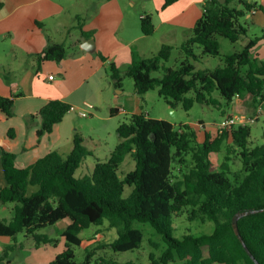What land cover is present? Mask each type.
<instances>
[{"label": "trees", "instance_id": "trees-1", "mask_svg": "<svg viewBox=\"0 0 264 264\" xmlns=\"http://www.w3.org/2000/svg\"><path fill=\"white\" fill-rule=\"evenodd\" d=\"M176 1L164 0L162 9ZM235 1L220 4L204 0L202 16L180 46L183 59L176 68L164 66L173 51L170 45H161L157 54L149 58L132 54L124 75L132 79L135 93L141 96L157 87L158 96L171 108L181 104L185 111L194 104L215 105L210 99L214 91L227 103L244 93L253 102H264V60L258 61L252 54L258 38L250 39L241 51L226 55L221 67L196 70L192 63L206 56L218 57V37L232 43L245 37L247 28L241 18L254 12L264 15V7L257 2L237 0L234 6ZM76 20L80 36L89 38L90 33L81 30V19ZM139 22L142 35H153L155 27L150 15ZM196 48L201 50L199 54ZM65 56L64 44L48 43L38 61L60 62ZM108 67L114 88H121L122 72L113 63ZM158 71L162 75L156 78L153 74ZM188 93L193 97L187 98ZM16 97L0 96V113L6 118L13 115ZM71 110L72 106L62 101L46 103L37 114L41 120L38 138L51 133ZM114 112L110 110L112 117ZM116 132L119 143L106 161L95 163L87 178L75 177L82 161L92 155L77 133L68 154L50 152L25 168L16 167L14 154L0 149L6 182L0 188V203L13 205L11 221L0 222V235L14 237L23 233L32 238L36 248L53 245L55 224L68 220L60 234L64 250L49 264H91L93 253L87 250L82 262L75 261L73 247L81 245L79 234L83 230L101 226L106 220L116 228L110 250L128 252L142 243V232L134 228L135 223H141L148 224L165 245L158 258L149 255L150 264H255L232 226L235 215L250 212L238 219L237 230L255 261L264 264V142L249 146V126L232 128L215 138L205 133L198 142L188 124L176 129L168 121L140 113L120 122ZM229 139L226 152L234 151L239 158V173L232 172L229 157L217 169L211 163L210 156L220 153ZM128 154L135 167L119 178L118 167ZM126 186L132 189L122 198ZM183 212L188 221L212 223L211 232L173 236V219ZM103 264L133 263L103 260Z\"/></svg>", "mask_w": 264, "mask_h": 264}, {"label": "crops", "instance_id": "crops-1", "mask_svg": "<svg viewBox=\"0 0 264 264\" xmlns=\"http://www.w3.org/2000/svg\"><path fill=\"white\" fill-rule=\"evenodd\" d=\"M86 1L0 0V96L8 98L17 95L12 117L6 118L0 113V149L14 154L18 168L31 166L50 152L66 155L72 149L74 134H78L80 127L72 121L70 114L55 125L51 133L38 138L41 120L37 114L46 103L52 100L65 102L72 106L71 112L83 107L91 110L99 108L98 94L103 92L99 74L107 65L113 63L125 72L132 54L144 57L153 45L147 39L159 31L164 40H169L168 44H172L179 33L184 35L185 41L202 16L204 4V0H177L162 9L164 0H153L155 11L142 8L144 11L140 13L135 9L133 0H99L87 15ZM236 1L234 6H237ZM258 13L261 12L245 17L254 18ZM145 15L151 16L155 27L149 37L140 31L139 21ZM77 17L81 19V30L90 33L89 38L80 36L76 28ZM88 40H92L93 45L85 50ZM68 42L73 53L68 55L66 52L60 62L38 61L39 54L48 43L64 44L66 47ZM261 45L259 40L252 50L258 61L264 60V46ZM49 76H52L51 80ZM116 93L123 94L124 90L119 88ZM140 101L135 99L134 109L128 110L124 102L114 98L103 108L108 110L109 118H112L111 109L115 114H140ZM89 114L93 116L91 121L104 119L94 115V112L89 111ZM5 185L0 161V188ZM12 209V204L0 203V222L11 221ZM59 222L55 224V229L61 234L69 221L64 222L62 227H58ZM20 237L26 241L32 239L23 233L14 237L0 235V264H44L48 257L42 259L45 255L40 247L47 249L51 244L31 248L30 245L24 246ZM91 243L88 241L85 246ZM25 254L30 255L27 261L23 260Z\"/></svg>", "mask_w": 264, "mask_h": 264}, {"label": "rangeland", "instance_id": "rangeland-1", "mask_svg": "<svg viewBox=\"0 0 264 264\" xmlns=\"http://www.w3.org/2000/svg\"><path fill=\"white\" fill-rule=\"evenodd\" d=\"M99 0H88L86 5L88 15L92 10L93 6L98 3ZM135 2V9L143 13L142 8L150 9V11H155V5H153V0H133ZM256 1L264 7V0H251ZM83 4H86L85 2ZM83 6V5H82ZM154 9V10H153ZM153 13V12H152ZM240 22L247 28V35L242 37L235 43L229 40L218 37V42L220 45V55L218 57L206 56L201 62H192L196 70L209 69L213 70L216 67L223 66V58L226 55L241 51V49L246 45L250 39L258 38L261 40V46H264V15L258 13L254 18L243 17ZM140 25V22H139ZM148 42H152L151 50L146 52L145 56L142 58H149L157 54L160 44L165 43V45H171L173 51L170 59L164 63L165 67L176 68L179 62L183 59L180 46L184 41V35L179 33L177 38L172 44H168L164 40L162 32L159 31L154 35V37L148 38ZM166 41V42H163ZM66 52L71 55L72 47L69 42L66 45ZM201 50L195 49V53L199 54ZM256 55L253 54V58ZM162 75V71H158L153 74L154 77L159 78ZM99 83L103 92L98 94L99 101L97 105L99 108L91 110L85 107L81 110H76L75 112H69L80 127L78 134L83 139V147L92 153V155L87 156L81 163L80 167L75 172L76 178H87L90 177L93 167L97 161H106L110 153L119 143L120 139L116 132L117 127L120 122L128 121L131 114H115L112 118H109V112L103 107L105 104L114 98H118L121 102H124L128 110H133L135 99L140 101L141 111L143 114L147 115L152 119L165 120L170 122L174 128H178L180 124H188L197 134L198 142H201L205 133H208L212 138L218 136L216 130V124H218L222 119L233 117L237 118L238 122L244 121L249 117L257 116V120L253 124L246 126L250 127V136L248 143L250 147L259 146L264 142V102H253L252 97L244 93L239 97H235L232 102L227 103L218 93L214 91L210 94V99L214 100L215 105H199L194 104L189 111H185L181 104H178L175 108H171L162 98L158 96L156 87L154 90L149 91L141 96L137 95L134 91L133 81L130 77L124 75L122 71L121 88L124 90L123 94H117L113 87V82L110 78L109 67L107 65L106 69L101 71L99 74ZM187 98L193 97V93H188ZM234 101V102H233ZM90 113L94 112L97 117L104 119H95L91 121L93 116ZM259 112V113H258ZM85 116H82V115ZM202 122V124H200ZM241 123L234 125L230 129L226 130L230 132L232 128L240 126ZM231 140H227L223 143L220 153H213L210 156L211 163L214 169H217L219 165L225 160V157H229L228 162L231 166L232 172L239 173L240 161L234 151L231 154L226 152L227 146L230 144ZM135 167V162L131 154L125 155L122 163L118 167V176L123 178V176L132 171ZM131 187H125L122 194V198H126L131 191ZM34 190L30 189V192ZM68 220L59 222L58 227H62ZM134 228L139 229L143 234L142 243L139 248L128 252H113L108 247L109 244L116 237V228L110 227L108 221H104L101 226H91L88 229L83 230L79 237L82 239V244L80 246L73 247L75 261L82 262L85 258L86 250L90 251L92 254L91 264H103V260H110L117 263H125L131 261L133 264H150L149 255L152 254L154 258H158L164 249V243L161 237L157 235L153 229L148 224L135 223ZM212 230V223L209 221L203 224L198 221H188L186 219V212H183L179 217L173 219V236L181 237L186 234H201L210 233ZM97 235V236H95ZM52 237L56 240L53 245L44 249L40 247L43 258L48 257L44 264H49L52 262L57 255H59L64 249V239L60 234L54 233ZM23 241L24 246L30 245L31 248L34 246V241L30 239ZM88 241L92 243L85 246ZM29 249V248H27ZM45 250V251H44ZM35 251H32V253ZM29 254L23 256V260L27 261ZM41 259V263H42ZM23 262V261H21ZM26 263V262H25Z\"/></svg>", "mask_w": 264, "mask_h": 264}, {"label": "built area", "instance_id": "built-area-1", "mask_svg": "<svg viewBox=\"0 0 264 264\" xmlns=\"http://www.w3.org/2000/svg\"><path fill=\"white\" fill-rule=\"evenodd\" d=\"M51 79H52V76H49V80ZM82 116H84V114ZM256 120H257V116L249 117L246 120L241 121V122H238L237 118L228 117V118L222 119L218 124H216V130L218 133H222L230 129L234 125H237L238 123H241L240 126H246V125L255 123Z\"/></svg>", "mask_w": 264, "mask_h": 264}, {"label": "water", "instance_id": "water-1", "mask_svg": "<svg viewBox=\"0 0 264 264\" xmlns=\"http://www.w3.org/2000/svg\"><path fill=\"white\" fill-rule=\"evenodd\" d=\"M220 4H223L224 2H225V0H217ZM93 45V41L92 40H88L87 42H86V46H85V50H88L89 49V47L90 46H92ZM250 212H244V213H241V214H237V215H235L234 217H233V219H232V226H233V229H234V232H235V234H236V236H237V238L239 239V241L241 242V244H242V247L244 248V250H245V252L247 253V255L249 256V258L255 263V264H258L256 261H255V259H254V257L252 256V254L249 252V250L247 249V247L245 246V244L243 243V241H242V239H241V237H240V235H239V232H238V230H237V221H238V219L239 218H241L242 216H245V215H248Z\"/></svg>", "mask_w": 264, "mask_h": 264}]
</instances>
